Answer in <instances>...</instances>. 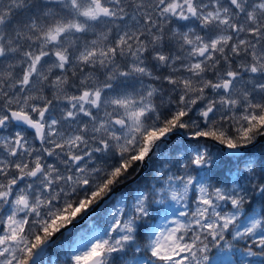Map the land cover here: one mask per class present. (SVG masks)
Returning a JSON list of instances; mask_svg holds the SVG:
<instances>
[{"label":"snow or ice","instance_id":"snow-or-ice-1","mask_svg":"<svg viewBox=\"0 0 264 264\" xmlns=\"http://www.w3.org/2000/svg\"><path fill=\"white\" fill-rule=\"evenodd\" d=\"M0 264H264V0H0Z\"/></svg>","mask_w":264,"mask_h":264},{"label":"trees","instance_id":"trees-1","mask_svg":"<svg viewBox=\"0 0 264 264\" xmlns=\"http://www.w3.org/2000/svg\"><path fill=\"white\" fill-rule=\"evenodd\" d=\"M147 176H148V172H147L145 175H143V176L140 178V180L145 179Z\"/></svg>","mask_w":264,"mask_h":264},{"label":"water","instance_id":"water-1","mask_svg":"<svg viewBox=\"0 0 264 264\" xmlns=\"http://www.w3.org/2000/svg\"><path fill=\"white\" fill-rule=\"evenodd\" d=\"M146 171H147V170H145L144 172H146ZM144 172H143V173H144ZM143 173H142V174H143ZM140 177H141V176H140Z\"/></svg>","mask_w":264,"mask_h":264}]
</instances>
